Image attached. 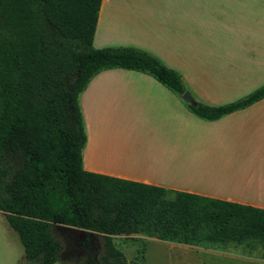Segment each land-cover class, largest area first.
<instances>
[{
  "label": "trees",
  "instance_id": "1",
  "mask_svg": "<svg viewBox=\"0 0 264 264\" xmlns=\"http://www.w3.org/2000/svg\"><path fill=\"white\" fill-rule=\"evenodd\" d=\"M103 0H0V211L25 264H129L115 237L143 235L264 258V210L87 172L80 95L100 71L148 73L172 92L181 74L135 46L94 47ZM264 98L188 106L208 121Z\"/></svg>",
  "mask_w": 264,
  "mask_h": 264
},
{
  "label": "crops",
  "instance_id": "2",
  "mask_svg": "<svg viewBox=\"0 0 264 264\" xmlns=\"http://www.w3.org/2000/svg\"><path fill=\"white\" fill-rule=\"evenodd\" d=\"M107 46L155 54L181 74L197 102L219 106L264 85V0H103L94 47ZM186 105L148 73L100 71L80 95L88 137L84 170L264 210V98L206 122L195 120ZM148 120L205 123L227 147L201 157L184 149L182 129L173 130L170 146L123 130ZM146 239L183 264H264L231 250ZM0 264H11L1 228Z\"/></svg>",
  "mask_w": 264,
  "mask_h": 264
},
{
  "label": "rangeland",
  "instance_id": "3",
  "mask_svg": "<svg viewBox=\"0 0 264 264\" xmlns=\"http://www.w3.org/2000/svg\"><path fill=\"white\" fill-rule=\"evenodd\" d=\"M245 96L238 97L233 101L241 99ZM186 107L188 110H190L187 105ZM193 116L195 120L206 122L203 119H200L195 114ZM176 128H178L179 131L181 129L183 130L182 134L184 138V149H186L187 151H193L192 154H197V156L204 157L207 155L206 152H212L213 150H224V145L225 148L227 147V144H225L226 142L224 140L217 141V139L215 138L218 135L216 129L213 130V128H211L210 126H206L205 123L196 124V121H185L183 124H176L175 122L169 121L162 122L148 120L142 126L139 124L135 126H126L125 128H123V130L124 132L132 135L137 133L139 136H142L144 138L146 143L153 140V142L159 145H165L169 140L168 146H170L171 144H173L172 142L174 141V139L172 135L173 130H176ZM231 144L234 146V143ZM236 144L239 146L240 141H237ZM230 151L232 152V146H230ZM252 160L254 159L252 158L251 161ZM0 228L3 231V235L7 238L10 263L25 264L26 259L24 248L17 233L10 227L6 215L3 213H0ZM142 237L144 239L141 237L129 236L117 237L115 240L116 246L124 253L129 264H183L182 259L179 255H175L165 251L162 246H156L151 242L149 243L148 241H146L147 236L142 235ZM140 241H142V243H140ZM229 253L241 254L243 253V250L241 248H237L235 250H231V252ZM253 256L260 257L261 253L255 252ZM59 258L60 262H58L57 264H77L70 254L62 253ZM204 264L210 263L204 262Z\"/></svg>",
  "mask_w": 264,
  "mask_h": 264
},
{
  "label": "water",
  "instance_id": "4",
  "mask_svg": "<svg viewBox=\"0 0 264 264\" xmlns=\"http://www.w3.org/2000/svg\"><path fill=\"white\" fill-rule=\"evenodd\" d=\"M181 100L191 107H197L198 105V102L192 96L190 91H185V93L181 96Z\"/></svg>",
  "mask_w": 264,
  "mask_h": 264
}]
</instances>
